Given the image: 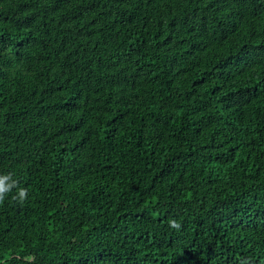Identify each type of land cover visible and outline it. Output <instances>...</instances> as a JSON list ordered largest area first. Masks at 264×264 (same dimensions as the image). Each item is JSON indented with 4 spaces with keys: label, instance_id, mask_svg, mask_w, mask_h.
Instances as JSON below:
<instances>
[{
    "label": "trees",
    "instance_id": "obj_1",
    "mask_svg": "<svg viewBox=\"0 0 264 264\" xmlns=\"http://www.w3.org/2000/svg\"><path fill=\"white\" fill-rule=\"evenodd\" d=\"M0 179V264H264V0H0Z\"/></svg>",
    "mask_w": 264,
    "mask_h": 264
},
{
    "label": "clouds",
    "instance_id": "obj_2",
    "mask_svg": "<svg viewBox=\"0 0 264 264\" xmlns=\"http://www.w3.org/2000/svg\"><path fill=\"white\" fill-rule=\"evenodd\" d=\"M4 179H7L6 177ZM4 179H0V194L4 193L8 189V185L4 183ZM21 196H23V192L20 193Z\"/></svg>",
    "mask_w": 264,
    "mask_h": 264
}]
</instances>
